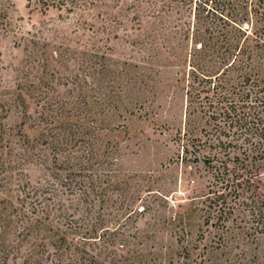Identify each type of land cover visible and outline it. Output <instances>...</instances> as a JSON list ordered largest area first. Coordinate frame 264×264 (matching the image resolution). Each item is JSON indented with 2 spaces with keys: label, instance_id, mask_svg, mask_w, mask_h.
<instances>
[{
  "label": "rangeland",
  "instance_id": "374dc122",
  "mask_svg": "<svg viewBox=\"0 0 264 264\" xmlns=\"http://www.w3.org/2000/svg\"><path fill=\"white\" fill-rule=\"evenodd\" d=\"M198 5L0 0V264H264V158L218 111L236 71L191 82Z\"/></svg>",
  "mask_w": 264,
  "mask_h": 264
},
{
  "label": "trees",
  "instance_id": "16d2710c",
  "mask_svg": "<svg viewBox=\"0 0 264 264\" xmlns=\"http://www.w3.org/2000/svg\"><path fill=\"white\" fill-rule=\"evenodd\" d=\"M176 1L182 2L184 0ZM220 1L231 2V0H197L199 5L196 8L198 11L196 18L198 20L205 18L208 22L204 24L201 22L200 28L195 27L193 43L195 50L212 67L211 70H201L198 64L192 63L191 76H193V79L191 82L195 83L199 75H202L210 82L215 80L218 84H222L221 80L226 70L236 71L239 77L237 80L241 84L238 98L231 100V98L225 96V99H223H230L234 107L221 106L218 111L225 113V116H230L232 124L240 127L246 137H250L252 144L248 149L249 154H257V157L263 159L264 40L262 35L258 33L257 28L255 30L253 28L251 31L243 30L242 25L246 21L248 23L249 20L244 18L241 13H247L248 9L251 8V11L252 9L255 11V17H264V6L263 11H260V8L264 5V0H236L239 1L237 13L226 9ZM67 2L69 3V0ZM71 5L73 6V0H71ZM232 30L238 33V36L232 37ZM232 59L233 62L230 63ZM260 170L259 167L255 168L253 165L242 163L239 173L262 174ZM234 181L238 183L237 180ZM219 195L218 198H224L223 193ZM262 203H264V200ZM261 218L264 217L259 216V220ZM261 231L264 233L263 229Z\"/></svg>",
  "mask_w": 264,
  "mask_h": 264
}]
</instances>
